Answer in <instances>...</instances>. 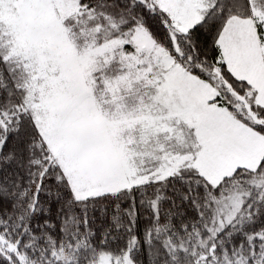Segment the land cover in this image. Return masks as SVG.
<instances>
[{"label":"snow or ice","instance_id":"1","mask_svg":"<svg viewBox=\"0 0 264 264\" xmlns=\"http://www.w3.org/2000/svg\"><path fill=\"white\" fill-rule=\"evenodd\" d=\"M0 264H264V0H0Z\"/></svg>","mask_w":264,"mask_h":264}]
</instances>
